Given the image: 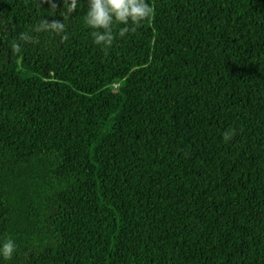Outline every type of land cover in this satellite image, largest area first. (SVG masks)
Segmentation results:
<instances>
[{
	"label": "trees",
	"instance_id": "trees-1",
	"mask_svg": "<svg viewBox=\"0 0 264 264\" xmlns=\"http://www.w3.org/2000/svg\"><path fill=\"white\" fill-rule=\"evenodd\" d=\"M148 2L102 50L0 0L3 264H264V0Z\"/></svg>",
	"mask_w": 264,
	"mask_h": 264
},
{
	"label": "clouds",
	"instance_id": "clouds-1",
	"mask_svg": "<svg viewBox=\"0 0 264 264\" xmlns=\"http://www.w3.org/2000/svg\"><path fill=\"white\" fill-rule=\"evenodd\" d=\"M42 4H48L54 12H57L56 0H41ZM79 0H63L60 19H48L45 15L32 27L31 31L22 33L20 41L33 43L36 37L33 33H52L61 35L67 39L66 21L69 15L76 12ZM154 14L153 7L148 0H87L84 24L91 29L90 35L93 43L102 50L110 49L117 38H125L130 31H134ZM229 135L225 133L224 140L227 142ZM17 252L15 240L9 236L0 240V264L11 260Z\"/></svg>",
	"mask_w": 264,
	"mask_h": 264
}]
</instances>
